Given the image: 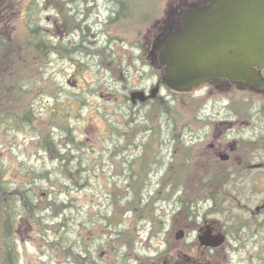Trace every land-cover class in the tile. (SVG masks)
Segmentation results:
<instances>
[{
	"label": "rangeland",
	"instance_id": "rangeland-1",
	"mask_svg": "<svg viewBox=\"0 0 264 264\" xmlns=\"http://www.w3.org/2000/svg\"><path fill=\"white\" fill-rule=\"evenodd\" d=\"M173 1L113 0L105 4L103 0H78L72 11L74 5L64 7L60 0H38L37 20L43 29H49L51 44L60 41L71 48L75 40L83 43L85 54L52 56L44 70L52 80L47 92L52 94L36 100L34 125L46 123L55 110L65 107L71 133L82 144L71 150L74 161L63 167L64 173L56 169L47 152L37 148L34 131L19 133L7 146L4 157L14 168L27 161L49 169L45 187L56 203L66 206L44 214L48 232L41 236L50 241L49 246L44 247L26 230L29 236L25 234V240L18 242L21 264L77 263L58 248L52 249V238L64 247L73 246L75 254L80 252L82 264H118L125 255L128 264H138L139 258L164 250L162 242L171 219L175 210H180L178 198L189 192V185L172 183L174 148L169 132L172 121L180 117H160L156 136L147 128L146 107L131 104L126 96L131 89L149 87L154 81L144 50L169 16ZM29 2L0 0V35L18 39L20 21L7 7L23 9ZM120 7L125 16L122 13L119 21H109L110 14L115 17ZM69 13H77L76 19ZM153 17L152 22L147 21ZM169 96L175 99L177 113H185L184 103L192 96ZM196 128L192 125L191 129ZM53 134L64 144L61 129H54Z\"/></svg>",
	"mask_w": 264,
	"mask_h": 264
},
{
	"label": "flooded vegetation",
	"instance_id": "flooded-vegetation-1",
	"mask_svg": "<svg viewBox=\"0 0 264 264\" xmlns=\"http://www.w3.org/2000/svg\"><path fill=\"white\" fill-rule=\"evenodd\" d=\"M60 1L64 7L74 5L72 11L78 3ZM212 1L174 0L169 16L144 50L154 81L140 89L145 93L142 101L131 103L173 106L175 113L159 117H180L172 121L169 132L174 148L170 162L178 179L192 186V193L178 199L182 209L175 210L171 219L164 250L138 257V264H264V68H256L260 84L226 76L205 82L190 92L185 113L179 114L175 99L168 95L184 94L160 80L163 68L158 55L175 38L176 29H182L183 13ZM69 14L76 19L77 13ZM154 86L157 91L151 96ZM196 94L202 95L193 97ZM192 125L197 128L191 129ZM125 256L118 264H128Z\"/></svg>",
	"mask_w": 264,
	"mask_h": 264
},
{
	"label": "trees",
	"instance_id": "trees-1",
	"mask_svg": "<svg viewBox=\"0 0 264 264\" xmlns=\"http://www.w3.org/2000/svg\"><path fill=\"white\" fill-rule=\"evenodd\" d=\"M38 6V0H30L23 9L15 10L8 6L9 13H17L21 32H18L17 40L13 36L6 38L0 35V264H21L18 241L25 240L24 235L29 236V231L44 247L49 246L50 241L41 236V233L48 232L44 214L48 210L66 207L63 203H56V197L53 198L45 187L50 175L48 168L40 169L27 161H22L14 168L6 161L4 152L10 141L16 140L21 132L34 131L37 148L48 153L61 173H64L63 167L69 161H74L70 159L71 150L80 149L82 144L71 133L69 111L65 107L60 112L55 110L46 123L40 121L38 125H34L38 118L36 100L41 95L52 94L47 93L52 80L44 72L52 56L62 52L66 55L85 54L81 42L71 41V48H66L65 44L62 46L60 41L51 44L53 41L49 36V29H43L37 20ZM64 24L68 27L67 23ZM15 29L18 30L17 27ZM97 55L103 57L101 54ZM66 102L69 104L71 100ZM55 105L58 106V103ZM171 111L172 107L167 103L154 102L148 105L144 112L149 123L147 128L159 133V116L170 114ZM56 128L62 130L64 144L54 136L53 130ZM148 151H151V146H148ZM187 193L185 191L182 198ZM50 240L52 249L58 248L60 254L63 252L72 257L77 261L75 264L78 261L83 263L80 252H73V246L64 247L60 241H55L54 238Z\"/></svg>",
	"mask_w": 264,
	"mask_h": 264
},
{
	"label": "water",
	"instance_id": "water-1",
	"mask_svg": "<svg viewBox=\"0 0 264 264\" xmlns=\"http://www.w3.org/2000/svg\"><path fill=\"white\" fill-rule=\"evenodd\" d=\"M181 22L158 55L167 87L189 91L221 76L260 84L255 68L264 67V0H213L184 12ZM136 98L142 101L144 92H131Z\"/></svg>",
	"mask_w": 264,
	"mask_h": 264
},
{
	"label": "bare ground",
	"instance_id": "bare-ground-1",
	"mask_svg": "<svg viewBox=\"0 0 264 264\" xmlns=\"http://www.w3.org/2000/svg\"><path fill=\"white\" fill-rule=\"evenodd\" d=\"M19 242V241H18Z\"/></svg>",
	"mask_w": 264,
	"mask_h": 264
}]
</instances>
